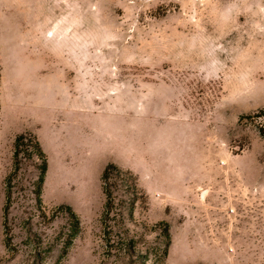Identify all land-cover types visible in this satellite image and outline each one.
Here are the masks:
<instances>
[{"label": "rangeland", "instance_id": "1", "mask_svg": "<svg viewBox=\"0 0 264 264\" xmlns=\"http://www.w3.org/2000/svg\"><path fill=\"white\" fill-rule=\"evenodd\" d=\"M0 264H264V0H0Z\"/></svg>", "mask_w": 264, "mask_h": 264}, {"label": "trees", "instance_id": "2", "mask_svg": "<svg viewBox=\"0 0 264 264\" xmlns=\"http://www.w3.org/2000/svg\"><path fill=\"white\" fill-rule=\"evenodd\" d=\"M260 115H263V114H260ZM24 140H25V136L24 135H20V136L16 137V139H15V142H14V148H15V153H14L15 165H16V159H17V156H18L17 149H18V147L20 145L23 144ZM35 147H36V149L38 151L39 156L42 157V158H44L43 157V153L40 150V147H39L38 142L35 143ZM45 172H46V164H45V161H44V163L42 164L41 170H40V178H39V184L40 185L43 183V177H44ZM114 173L117 174V175H120V173H125V172H121L116 166L108 165L104 169L103 174L101 176V181L103 183V193L105 194V196L107 198V206H109V203H110L109 202V199H110V196H111V194H110L109 181H110L111 175L114 174Z\"/></svg>", "mask_w": 264, "mask_h": 264}]
</instances>
